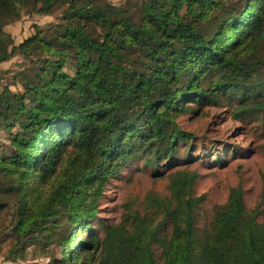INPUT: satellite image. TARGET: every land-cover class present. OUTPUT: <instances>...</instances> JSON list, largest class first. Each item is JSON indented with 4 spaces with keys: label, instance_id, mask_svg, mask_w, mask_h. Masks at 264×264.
<instances>
[{
    "label": "trees",
    "instance_id": "1",
    "mask_svg": "<svg viewBox=\"0 0 264 264\" xmlns=\"http://www.w3.org/2000/svg\"><path fill=\"white\" fill-rule=\"evenodd\" d=\"M65 5L57 23L18 45L5 30L23 9L48 15ZM263 43L264 0H0V63L17 54L30 60L24 91L0 96V128L18 125L11 153L0 156V216L16 196L9 258L51 244L62 217L90 219L137 145L176 155L191 136L175 118L191 105L236 99L259 107L251 97L264 86L253 67ZM199 177L178 169L169 195L152 197L171 223L168 236L149 215L128 212L48 264H159L154 243L161 264H264V177L254 208L239 184L204 228Z\"/></svg>",
    "mask_w": 264,
    "mask_h": 264
},
{
    "label": "rangeland",
    "instance_id": "2",
    "mask_svg": "<svg viewBox=\"0 0 264 264\" xmlns=\"http://www.w3.org/2000/svg\"><path fill=\"white\" fill-rule=\"evenodd\" d=\"M111 1L121 5L129 0ZM66 8V5L61 6L48 15L23 9L21 16L9 22L5 30L18 45L37 29H46L57 23ZM256 56L262 61L253 66L256 78L264 80V43ZM29 66L30 60L20 54L0 63V96L4 90L8 97L15 100V96L24 91L20 82L26 78V73L22 71L28 70ZM251 98L253 102H263L254 108H244L236 99H221L204 107L191 105V109L175 118L176 128L191 136L180 140L176 155H159L156 147L147 149L137 145L139 153L127 162L118 175L106 182L97 198L96 212L90 219L81 222L84 217L79 216L74 224V219L69 221L67 216L62 217L61 228L53 233L51 244L32 246L26 258L17 260L9 258L15 244L12 228L16 196H13L12 207L0 216V264H48L53 258H61L64 252L81 249V244L91 233L104 236L103 227L119 223L128 212L149 215L160 236H168L171 223L164 220L152 197H167L169 176L181 168L200 174L194 186V196L201 198L196 209L200 228L208 227L215 206L225 203L231 188L239 184L245 191L248 207L254 208L260 201L264 177V86L259 87ZM9 126L5 124L0 128V156L10 154L13 149L12 133L18 125ZM127 139L125 144L128 145L136 138ZM70 237L73 243H68ZM153 246L161 264V249L157 243Z\"/></svg>",
    "mask_w": 264,
    "mask_h": 264
}]
</instances>
